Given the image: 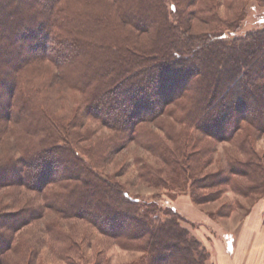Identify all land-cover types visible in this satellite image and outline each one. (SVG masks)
Returning a JSON list of instances; mask_svg holds the SVG:
<instances>
[{
  "label": "trees",
  "instance_id": "1",
  "mask_svg": "<svg viewBox=\"0 0 264 264\" xmlns=\"http://www.w3.org/2000/svg\"><path fill=\"white\" fill-rule=\"evenodd\" d=\"M248 1L226 27L197 31L194 17H218L198 0H0V146L13 138L0 157V190L20 186L43 196L40 206L0 214L1 252L47 209L141 251L133 264H208L209 250L174 208L131 196L102 163L108 151L142 141L148 151L161 150L165 165L140 174L149 185L173 191L180 181L190 184L196 204L219 199L222 189L200 193L212 186L262 193L263 160L245 144L249 129L264 133V29L233 39L220 32L241 27ZM62 90L80 96L70 113L54 98ZM165 117L195 128L201 141L241 136L235 147L247 158L199 177L212 162L210 148L194 150L185 129L176 137L159 123L172 150L146 140L153 134L144 126ZM90 119L111 132L93 147L83 146L92 141L89 131H79Z\"/></svg>",
  "mask_w": 264,
  "mask_h": 264
},
{
  "label": "rangeland",
  "instance_id": "2",
  "mask_svg": "<svg viewBox=\"0 0 264 264\" xmlns=\"http://www.w3.org/2000/svg\"><path fill=\"white\" fill-rule=\"evenodd\" d=\"M246 1L198 0L199 5L204 3L213 6L215 8L214 12L218 17L215 20H212L213 17H210L209 14L201 18L194 17L192 19L193 30L206 31L215 26L226 27L227 22L236 16L238 10ZM170 7L174 12V5ZM246 7L248 14L241 23V27L236 30L221 29L220 32L224 39H233L244 36L252 31L264 29V8L260 7L256 0H249ZM210 15L212 16L211 13ZM41 78H44V76ZM57 95L59 94L57 93L54 98L57 101L58 107H62L63 113H70L80 99L79 94L73 91L62 90L61 95ZM160 122H163L162 125H165L163 127L170 130L176 137H179L180 134L182 136L185 132L181 130L185 129L188 137L197 141L194 150H201L203 146L210 148L208 157L211 158L210 161L212 162L207 167H204L199 177H203L208 173L225 170L228 163L234 160V158L240 161L247 158L240 152L237 154L235 147L237 145L236 140L240 139L241 136H237L235 140L230 142H216L212 138H204L201 141L202 136L195 128L186 129L181 125L180 127L174 119L168 117L162 118L154 124L144 126L145 130L152 131L153 134L146 137V140L149 139L148 141L153 143L154 137H156L159 139L160 144L163 145L162 148L166 147L172 150L175 148V143L166 138L168 134H166V130L164 131L159 128ZM79 131L84 134H86L85 131H89L93 136L92 141L85 142L83 146H90L92 144L93 147L95 141L107 139L111 135L109 130L102 128L96 120L91 119L87 120L85 126ZM249 131L251 132V137L246 140L245 147L250 152H255L260 157V160H263L261 162L264 165V133L255 134L252 128ZM6 137L5 140L9 138V136ZM12 140L13 138L10 136L9 140L0 146V157L9 153ZM140 142L142 141L130 142L119 152L110 153L108 151V154L103 157V172L115 177L124 184L131 196H137L145 200L155 199L154 201L161 206L172 207L176 210L173 201L179 195H189L191 185L180 181L179 186L184 185L182 187H174L173 191L162 185H149L146 181L149 167L155 169L162 166L165 167L164 160L162 159L161 150L157 151V153L148 151L144 148V144ZM189 152L194 153L192 150ZM141 173L146 178H140ZM233 181L234 183H240L243 187L253 185L248 180L242 178L233 177ZM221 189L222 192L219 199L197 204L212 210L213 214L210 215L212 219H210L209 224L204 223L200 225L191 222L176 210L185 219V221L181 222L182 225L190 229L200 242L204 241L209 249L210 245L214 246L218 239H225L229 242L235 240V228L239 218L246 215L253 203L264 198V189L258 190V192H262L260 194L252 193L244 195L237 192L234 185L227 186L226 188L212 186L211 190L200 191V193L209 194L212 191L219 192ZM42 197V194L20 186L3 188L0 190V214L8 211H18L28 206H40L42 204ZM213 223H215V226ZM224 227L229 231L225 236L220 233V229L223 232L222 229ZM216 228H218V231H216ZM205 244L204 246L208 249ZM119 247L120 245L115 240L100 233L96 227L87 221L81 219H63L60 215L46 209L42 218L24 226L13 236L12 247L9 251H0V264H120L136 257L135 253L121 251ZM232 249H227L230 255H233ZM212 255L208 264H212V261L214 262V254L212 253ZM142 256L143 253L141 252V257L137 261L129 262V264L138 262Z\"/></svg>",
  "mask_w": 264,
  "mask_h": 264
},
{
  "label": "crops",
  "instance_id": "3",
  "mask_svg": "<svg viewBox=\"0 0 264 264\" xmlns=\"http://www.w3.org/2000/svg\"><path fill=\"white\" fill-rule=\"evenodd\" d=\"M173 205L183 217L191 222L202 225L204 223L209 224L210 219H212L210 217L213 214L212 210L203 205L195 204L187 194L177 196ZM213 224L215 226V223ZM222 231L220 229V233L224 236L229 232L225 227ZM202 242L204 243V241ZM210 246V249L207 247L211 250V255L214 254L212 264H264V198L253 203L246 215L239 218L235 228V240L229 242L225 239H218L214 246ZM229 248H233V255L228 253L227 249ZM119 249L124 252H133L136 255V257L120 264H129V262L137 261L141 257V252L124 250L121 247Z\"/></svg>",
  "mask_w": 264,
  "mask_h": 264
}]
</instances>
